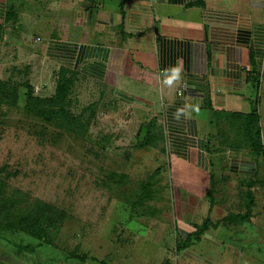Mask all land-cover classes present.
I'll use <instances>...</instances> for the list:
<instances>
[{
  "label": "crops",
  "instance_id": "crops-1",
  "mask_svg": "<svg viewBox=\"0 0 264 264\" xmlns=\"http://www.w3.org/2000/svg\"><path fill=\"white\" fill-rule=\"evenodd\" d=\"M0 26V47L30 59L33 86L55 89L64 68L88 94H112L157 123L171 197L181 212L198 204L202 217L181 214L184 264H255L264 0H0ZM178 64L181 80L169 88L163 72Z\"/></svg>",
  "mask_w": 264,
  "mask_h": 264
},
{
  "label": "rangeland",
  "instance_id": "rangeland-1",
  "mask_svg": "<svg viewBox=\"0 0 264 264\" xmlns=\"http://www.w3.org/2000/svg\"><path fill=\"white\" fill-rule=\"evenodd\" d=\"M28 60L0 47V79L23 93L32 76ZM80 87L76 81L70 108L89 122L83 138L28 115L23 98L16 106H0V178L6 192H17L26 206L39 200L65 212L52 242L0 224V264H184L181 214L198 224L202 217L198 204L183 213L171 197L157 123L150 134L141 133L146 123L141 109ZM42 89L34 86L40 95L55 91ZM152 134L156 139L146 140ZM261 199L257 208L264 213V191ZM253 244L255 264H264V236Z\"/></svg>",
  "mask_w": 264,
  "mask_h": 264
},
{
  "label": "trees",
  "instance_id": "trees-1",
  "mask_svg": "<svg viewBox=\"0 0 264 264\" xmlns=\"http://www.w3.org/2000/svg\"><path fill=\"white\" fill-rule=\"evenodd\" d=\"M1 29V26H0ZM77 73L67 69H60L56 81L55 91L51 95H40L34 92V86L30 80L23 83V93L17 85L10 81L0 79V106L8 104L16 106L23 98V107L28 115L48 121L52 126L62 129L68 134L85 137L90 129L89 122L82 113H74L71 110V93L77 80ZM148 124V133L153 132L154 123ZM255 147L262 148L260 130L256 129ZM146 140L156 139L154 135H148ZM161 142V138H158ZM152 184V180L149 181ZM148 192L151 187H146ZM152 190V189H151ZM151 192V191H150ZM150 194V193H149ZM18 193H7L5 183L0 178V224L8 230H19L37 239L52 242L53 235L57 234L65 218V212L47 202H31L26 206L18 198ZM143 197H148L144 196ZM200 227L194 233L199 236Z\"/></svg>",
  "mask_w": 264,
  "mask_h": 264
},
{
  "label": "clouds",
  "instance_id": "clouds-1",
  "mask_svg": "<svg viewBox=\"0 0 264 264\" xmlns=\"http://www.w3.org/2000/svg\"><path fill=\"white\" fill-rule=\"evenodd\" d=\"M181 73H182V68L179 66H173L170 68H166L163 72V84L169 88L175 86L178 84L181 80ZM182 110H177V113L174 115H179L181 114Z\"/></svg>",
  "mask_w": 264,
  "mask_h": 264
},
{
  "label": "built area",
  "instance_id": "built-area-1",
  "mask_svg": "<svg viewBox=\"0 0 264 264\" xmlns=\"http://www.w3.org/2000/svg\"><path fill=\"white\" fill-rule=\"evenodd\" d=\"M184 84L181 85V87L178 89V93L181 94L182 90L184 89ZM35 90L36 91H39L40 90V87H35Z\"/></svg>",
  "mask_w": 264,
  "mask_h": 264
}]
</instances>
